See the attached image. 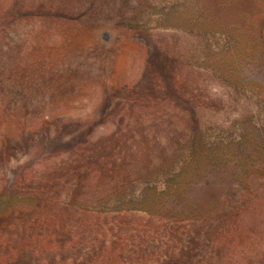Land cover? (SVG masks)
Returning a JSON list of instances; mask_svg holds the SVG:
<instances>
[{"label": "rangeland", "instance_id": "1", "mask_svg": "<svg viewBox=\"0 0 264 264\" xmlns=\"http://www.w3.org/2000/svg\"><path fill=\"white\" fill-rule=\"evenodd\" d=\"M18 1L0 0V264H264V161L178 176L188 136L264 127V0Z\"/></svg>", "mask_w": 264, "mask_h": 264}, {"label": "trees", "instance_id": "2", "mask_svg": "<svg viewBox=\"0 0 264 264\" xmlns=\"http://www.w3.org/2000/svg\"><path fill=\"white\" fill-rule=\"evenodd\" d=\"M18 2H20L21 8H26L21 0ZM18 15L19 12H16L15 17H17ZM212 71L216 73V70L213 69ZM222 105H224V103H222L221 101V106ZM194 120L195 119H193L192 121ZM239 125L240 126L237 129H234L233 131L228 133L229 135H234L232 142L225 143L223 140L214 142L209 149H206V151L204 150L205 146L202 147L198 143L196 144V139L193 135L188 136L187 140L185 141L184 148H189L190 157L186 158V160L183 161L182 168L178 173V176L181 175L180 180L183 181V183L185 182L186 184L190 180V178H193L200 172L204 171L206 164L211 165L212 168L210 169H215L218 166H225L226 164H228L232 160L231 158L236 160L239 159L236 157H241L242 155H247L244 157L252 159L254 162L264 161V127L256 128L254 126H250V128L248 127V125H244L243 123H239ZM195 127L196 129L201 128L199 121L196 122ZM259 150L261 158L258 156H255V158L251 156V153H258ZM246 160L247 159L243 160V162H245ZM183 183L180 182V185L177 183V186H179L177 188V191H180V195H183V192L186 190L184 187L185 184ZM170 193L171 192L167 193V198ZM145 195L149 196L150 201H152L153 203L157 200L158 202H160V200L163 201L166 199L163 194L159 196L154 188L150 189L149 192H145ZM180 199L183 201V203L185 202L184 197H181ZM159 206H161V204H148L147 208L140 207L133 209L153 215L155 214V210Z\"/></svg>", "mask_w": 264, "mask_h": 264}]
</instances>
